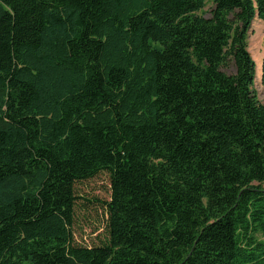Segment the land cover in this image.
<instances>
[{
    "label": "trees",
    "instance_id": "obj_1",
    "mask_svg": "<svg viewBox=\"0 0 264 264\" xmlns=\"http://www.w3.org/2000/svg\"><path fill=\"white\" fill-rule=\"evenodd\" d=\"M256 18L264 0H0V264H264ZM101 171L106 238L83 246L76 187Z\"/></svg>",
    "mask_w": 264,
    "mask_h": 264
},
{
    "label": "rangeland",
    "instance_id": "obj_2",
    "mask_svg": "<svg viewBox=\"0 0 264 264\" xmlns=\"http://www.w3.org/2000/svg\"><path fill=\"white\" fill-rule=\"evenodd\" d=\"M214 5L209 2L200 14L210 17ZM245 43L248 52L257 65L255 89L261 104H264V84L261 82V65L264 61V23L256 18L249 28ZM77 206L75 210L74 233L76 242L83 246L101 244L106 238L107 214L105 203L111 199L109 173L101 171L94 178L81 182L76 187Z\"/></svg>",
    "mask_w": 264,
    "mask_h": 264
}]
</instances>
